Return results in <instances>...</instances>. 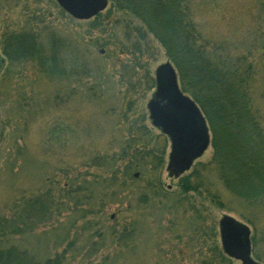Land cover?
<instances>
[{
	"label": "rangeland",
	"instance_id": "obj_1",
	"mask_svg": "<svg viewBox=\"0 0 264 264\" xmlns=\"http://www.w3.org/2000/svg\"><path fill=\"white\" fill-rule=\"evenodd\" d=\"M198 9L206 35L226 38L225 50L253 64V99L264 126V0H198ZM111 16L93 26V17L74 18L57 0H0V55L5 33L32 31L43 46L54 33L66 39V66L72 54V66L86 72L49 78L38 61L7 59L11 65L0 73V219L21 227L20 213L33 220L7 244L44 258L65 251L64 264H243L210 250L222 248L220 221L229 216L248 227L251 258L264 264V205L250 206L225 189L207 166L212 146L179 178L166 170V137L157 170L125 150L151 140L138 132L142 125L161 133L148 103L157 90L150 79L167 57L150 34L137 53L138 19ZM188 176L214 184L186 192L180 180ZM35 202L43 211L33 210Z\"/></svg>",
	"mask_w": 264,
	"mask_h": 264
},
{
	"label": "trees",
	"instance_id": "obj_2",
	"mask_svg": "<svg viewBox=\"0 0 264 264\" xmlns=\"http://www.w3.org/2000/svg\"><path fill=\"white\" fill-rule=\"evenodd\" d=\"M63 10L66 11L64 8ZM104 11L105 18H102ZM115 13L138 19L140 26L137 31L140 37L133 49L137 53L143 52L141 42L146 41L147 34L152 35L167 57L165 63H170L174 68L180 91L198 105L209 132V145L213 149L207 166L217 171L219 179L232 196L250 206L264 205L263 115L254 104L252 89L255 70L253 64L248 62V57L232 56L225 50L223 43L226 38L216 39L206 35L205 26L198 18V0H107L105 7L92 16L95 19L93 26L104 19L109 20ZM99 26H102L101 23ZM52 35L48 46H43L32 31L5 33L1 41L4 55H0V73L5 66L7 68L11 65V62L7 64L8 59L16 61V65L31 60L38 61L41 71L49 78L72 79L85 75L83 68L79 71L72 66L77 60L72 54L69 57L71 65L66 66L68 59L62 53L67 44L64 42L66 39L62 40L54 33ZM230 45L234 46V43ZM150 80L151 84L155 82L157 86L156 73ZM148 82L145 83L149 87ZM149 119L151 121L150 113ZM138 132L150 136L151 140L148 144L144 143L142 148H132L128 144L125 150H129L132 159H149L157 170L164 164L166 139L169 138L163 132L157 137L153 136L145 125L139 127ZM197 159L198 157L193 160L191 166ZM169 161L168 159L166 170L170 177L179 178L187 171L177 176L170 175ZM180 181L182 188L189 192L198 191L206 181L210 183L211 179L199 176L192 182L188 176ZM156 188L160 189L158 185ZM213 198L217 204H222L220 194H213ZM44 206L43 203L38 206V202L31 205L36 211L39 208L43 211ZM41 218L42 216L38 219ZM18 219L22 227L13 218L6 216L0 219V264L66 262L65 251L55 257L44 258L29 248L7 244V238L22 234L25 226L33 222L26 213H20ZM222 248L219 250L215 246L210 250L214 255H217L215 252H220L224 260L230 263L234 257L226 253L223 243Z\"/></svg>",
	"mask_w": 264,
	"mask_h": 264
},
{
	"label": "water",
	"instance_id": "obj_3",
	"mask_svg": "<svg viewBox=\"0 0 264 264\" xmlns=\"http://www.w3.org/2000/svg\"><path fill=\"white\" fill-rule=\"evenodd\" d=\"M73 17L87 19L103 9L107 0H57ZM157 90L148 103L150 118L156 127L169 135L172 150L169 156L170 175L188 170L193 160L203 154L209 143L204 116L198 105L184 95L178 86L177 76L170 63L156 69ZM165 99L160 103L158 100ZM222 243L229 255L243 264H260L251 258L248 227L234 218L225 216L220 221Z\"/></svg>",
	"mask_w": 264,
	"mask_h": 264
},
{
	"label": "flooded vegetation",
	"instance_id": "obj_4",
	"mask_svg": "<svg viewBox=\"0 0 264 264\" xmlns=\"http://www.w3.org/2000/svg\"><path fill=\"white\" fill-rule=\"evenodd\" d=\"M160 103H164V102H166V100L165 99H160V100H158Z\"/></svg>",
	"mask_w": 264,
	"mask_h": 264
}]
</instances>
